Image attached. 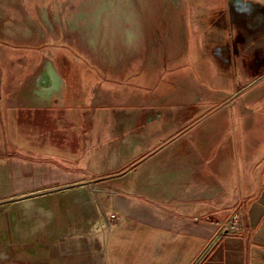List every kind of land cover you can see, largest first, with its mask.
Segmentation results:
<instances>
[{
	"label": "rangeland",
	"instance_id": "obj_1",
	"mask_svg": "<svg viewBox=\"0 0 264 264\" xmlns=\"http://www.w3.org/2000/svg\"><path fill=\"white\" fill-rule=\"evenodd\" d=\"M1 40L41 49L48 41L58 46L39 58L36 52L19 53L0 44V162L5 170H10V155L44 159L28 153L25 136L13 141V134L17 127L20 134L27 130L22 122L27 116L18 118V112L32 110V102L48 103L50 90L58 89L55 71L62 91L61 99L54 100L83 109L77 116L88 118L96 105L124 102L127 92L133 93V101H155L171 96L186 99L183 93L189 88L191 99L202 103L198 109L202 116L209 113V106L212 110L228 103L217 117L227 118L235 135L244 128L239 103L254 101V133L264 137V0H0ZM45 60L55 69L46 62L49 89L39 80L34 85ZM96 71L113 83L112 97L102 89L98 98L94 95ZM6 89L9 95L4 102L15 108L12 118H16L9 120L14 125L4 116ZM23 105L29 108L18 109ZM252 105L242 110L244 114L251 112ZM44 112L35 116L41 124L52 118ZM55 117L62 115L55 112ZM30 128L34 151L48 135L37 125ZM94 128H85L83 157H48L53 166L57 163L59 169H67L64 174H51L50 179L76 173L93 180L106 168V145L95 146ZM66 134L70 142V131ZM97 147L100 153L91 156ZM225 147L240 148L236 141ZM144 151L142 145L132 148L129 163ZM75 187L85 190H38L17 198L5 180L0 198V264H101L105 260L124 264L135 259L129 250L134 244L132 232L125 231L134 228V221L128 219L123 228L113 231L115 225L108 221L111 210L98 209L96 200L99 219H84L89 206L80 198L90 194L91 187ZM101 189L95 196L99 202L109 195L108 186ZM114 215L122 219V214Z\"/></svg>",
	"mask_w": 264,
	"mask_h": 264
},
{
	"label": "crops",
	"instance_id": "obj_2",
	"mask_svg": "<svg viewBox=\"0 0 264 264\" xmlns=\"http://www.w3.org/2000/svg\"><path fill=\"white\" fill-rule=\"evenodd\" d=\"M96 76L94 95L99 97L102 89L108 98L112 97L116 88L111 80L102 79L97 71ZM5 91L2 107L10 122L15 108L4 102L9 95ZM61 91L62 81L60 91L48 103L30 100L34 105L28 114L23 110L27 106H18L25 111L18 112V118L27 116L20 119L27 130L20 134L15 128L13 141L25 136L28 153L44 159L10 155V170L0 162V198L4 196L5 180L11 189L8 193L17 198L38 190L81 192L85 188L75 186L91 187V193L85 192L80 198L90 208L85 209L84 219H99L96 200L98 209L105 206L111 210L113 231L123 228L128 219L135 223L133 229L125 230L132 232L134 244L129 250L135 259L124 260V264H264V137L254 133V101L239 103L244 128L235 135L227 118L217 117L228 103L212 110L209 106V113L202 116L198 110L202 103L191 99L189 88L183 93L186 99L171 96L133 101V93L127 92L128 100L93 106L88 118L77 116L83 109L69 108L54 100L61 99ZM250 104L254 105L251 112L244 114L242 110ZM42 111L52 117L45 118L43 124L35 120ZM55 112L62 117L53 118ZM10 124L14 125L13 121ZM35 125L48 137L33 151L29 135L30 127ZM85 128H94L95 146L106 145V168L93 180L77 177L76 173L60 180L50 179L51 174H64L67 169H59L57 163L53 166L48 157H83ZM66 131L71 133L70 142ZM229 141H236L240 148L228 150L225 146ZM140 145L145 151L137 159H142H134L131 166L130 151ZM98 147L91 156L100 153ZM104 186H108L109 195L99 202L95 196ZM116 186L124 191H118ZM117 195L120 200H115ZM242 206L246 208L243 235L221 232L227 218ZM115 212L122 214V219L118 221ZM101 264H107V260Z\"/></svg>",
	"mask_w": 264,
	"mask_h": 264
},
{
	"label": "flooded vegetation",
	"instance_id": "obj_3",
	"mask_svg": "<svg viewBox=\"0 0 264 264\" xmlns=\"http://www.w3.org/2000/svg\"><path fill=\"white\" fill-rule=\"evenodd\" d=\"M1 41H3V40H1ZM45 44L47 43V46L45 47V48H43V49H41V48H39V47H41V46H38V47H32V46H29V47H31L32 49H20V50H18V49H16V50H18V51H16V50H14L15 52H36L37 54H38V56H39V58L43 55V53L45 52V51H49V50H51V49H56L58 46H56V45H54V44H51V42H44ZM44 44V45H45ZM61 47V45L59 46V48ZM67 50V49H66ZM67 53L71 56V57H73L74 59H76L77 61H81L79 58H78V56L77 55H75L74 53H72L71 51H68L67 50ZM46 62H48V61H45V62H43V65H42V72H40L35 78H34V85L36 84V82L39 80V82L44 86V87H46L47 89H49V88H51V86H50V83H49V78H48V76H47V72H46V66H45V64H46ZM49 63V65L52 67V69L55 71V69L53 68V66H52V64L50 63V62H48ZM55 73H56V75L58 76V78H59V81H60V83H59V87H58V89L57 90H53V89H51L50 90V97H49V99H48V101L47 102H49V100L52 98V96H54V94H56V93H58L59 91H60V88H61V78H60V76L57 74V72L55 71ZM35 87H36V85H35Z\"/></svg>",
	"mask_w": 264,
	"mask_h": 264
},
{
	"label": "built area",
	"instance_id": "obj_4",
	"mask_svg": "<svg viewBox=\"0 0 264 264\" xmlns=\"http://www.w3.org/2000/svg\"><path fill=\"white\" fill-rule=\"evenodd\" d=\"M246 214V208L240 207L238 210L234 211L226 220L223 227L221 228V232L224 233H234L243 235L244 226H243V218ZM114 219L113 215H111L108 219L109 222H112Z\"/></svg>",
	"mask_w": 264,
	"mask_h": 264
},
{
	"label": "trees",
	"instance_id": "obj_5",
	"mask_svg": "<svg viewBox=\"0 0 264 264\" xmlns=\"http://www.w3.org/2000/svg\"><path fill=\"white\" fill-rule=\"evenodd\" d=\"M0 44L4 45L5 48L7 49H11V50H20V49H32L31 47L29 46H15V45H10V44H7L6 42L4 41H1Z\"/></svg>",
	"mask_w": 264,
	"mask_h": 264
},
{
	"label": "bare ground",
	"instance_id": "obj_6",
	"mask_svg": "<svg viewBox=\"0 0 264 264\" xmlns=\"http://www.w3.org/2000/svg\"><path fill=\"white\" fill-rule=\"evenodd\" d=\"M49 72V71H48ZM54 83V82H53ZM56 85V84H55ZM57 85H58V83H57ZM33 95V94H32ZM41 95V94H40ZM35 96V95H34ZM44 96V95H43ZM36 98V97H35Z\"/></svg>",
	"mask_w": 264,
	"mask_h": 264
}]
</instances>
